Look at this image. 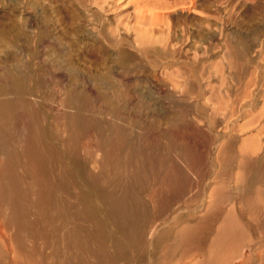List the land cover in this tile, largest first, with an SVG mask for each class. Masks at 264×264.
<instances>
[{
    "label": "rangeland",
    "instance_id": "374dc122",
    "mask_svg": "<svg viewBox=\"0 0 264 264\" xmlns=\"http://www.w3.org/2000/svg\"><path fill=\"white\" fill-rule=\"evenodd\" d=\"M13 78L33 230L0 201V264H264V0H0V100ZM124 170L139 179L131 241L108 206Z\"/></svg>",
    "mask_w": 264,
    "mask_h": 264
},
{
    "label": "bare ground",
    "instance_id": "6f19581e",
    "mask_svg": "<svg viewBox=\"0 0 264 264\" xmlns=\"http://www.w3.org/2000/svg\"><path fill=\"white\" fill-rule=\"evenodd\" d=\"M5 90L7 89L0 83V92ZM9 91L14 93V95L11 97L7 96L8 98L6 97L5 99L0 100V152H2V158L0 160V201H2V203H5L8 206L9 209L8 220L12 223H15L16 225L18 224L17 225L18 231L25 233L28 232V230L32 232L33 228L31 229V227H29L25 222H23V210L21 208L22 198L19 195V191H18L17 177L13 175L12 157H14L15 154L13 152L14 130H12L11 132L12 129L11 124L13 125V122L15 120L16 109L22 104V96L25 89L23 88L22 83L18 82L16 79L13 78L11 81V90H8V93ZM71 100H73V97H71ZM71 104L76 105L74 100L71 102ZM23 111L26 110H21V112ZM74 114L75 113H71L68 116L69 119L71 118V121L72 120L76 121L77 119L83 120L82 112L79 114V116L78 115L74 116ZM68 118L67 120H69ZM34 153H35V144H34V139L31 138L28 141V143L25 144V153H23V157L29 158V156H31V162L29 164V168H31L34 173L39 175L44 172L45 165L44 162L42 161V158L38 155H35ZM11 155L13 156L11 157ZM128 176L129 175H127V173L124 170V172L121 174V177L124 178L123 181L124 186L121 189L120 194H116L114 191H112L114 195L110 196L111 198H108V206L109 209L114 213V220L116 224H120L123 225L124 227H129V229H131L133 219L137 215V212L133 211V209L135 208V204L131 203V201L135 200L134 198H137V195L132 196L134 187H131V184L137 183L139 179L136 174H132L128 179H126ZM142 180L143 179H140V181ZM47 187H48V183L44 179L40 178L37 187L34 188L36 191L35 202L37 203L42 201L45 202V199L48 198ZM82 202L84 205V207H82L83 212H90V207H94V204L97 201L93 200L89 196H83ZM59 204L60 205L57 208V212L59 213V215H62L66 211V206L63 203H59ZM130 204H132V209L129 208ZM135 234H136V230L132 228L130 230V237H129L130 241L131 239L135 240L134 238ZM185 234L187 233H184L183 235ZM194 237H195L194 234L185 235L184 243L191 242L194 239ZM76 244L79 250L81 249L83 250V247L85 246L88 247V240L86 238L78 239ZM69 255L70 254L64 256V258L60 262H58V264H82V258L78 259V262H73L71 260V256ZM214 260L204 262L203 264H215L216 262H213ZM95 264H100V263L96 262Z\"/></svg>",
    "mask_w": 264,
    "mask_h": 264
}]
</instances>
